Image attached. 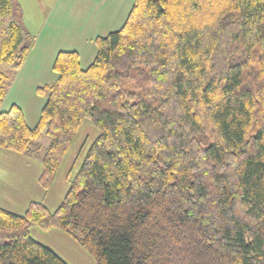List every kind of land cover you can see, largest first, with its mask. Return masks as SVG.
<instances>
[{
  "label": "trees",
  "instance_id": "1",
  "mask_svg": "<svg viewBox=\"0 0 264 264\" xmlns=\"http://www.w3.org/2000/svg\"><path fill=\"white\" fill-rule=\"evenodd\" d=\"M17 11L0 0L12 72L29 52ZM94 43L86 69L57 54L33 129L19 107L0 112V150L30 158L47 137L45 191L82 123L99 131L54 213L0 208V264H66L34 226L68 234L95 264H264V0H134ZM8 79L0 66V106Z\"/></svg>",
  "mask_w": 264,
  "mask_h": 264
},
{
  "label": "rangeland",
  "instance_id": "2",
  "mask_svg": "<svg viewBox=\"0 0 264 264\" xmlns=\"http://www.w3.org/2000/svg\"><path fill=\"white\" fill-rule=\"evenodd\" d=\"M133 2L134 0H11L13 10L16 7L18 9L12 20L26 34L24 42L29 45V52L16 72L0 62V66L7 69L9 77L4 86L5 96L0 112H7L12 106L19 107L27 126L33 129L46 102L45 96L40 95L38 90L52 85L57 78L52 70L57 53L76 51L81 67L87 68L96 53L95 39L119 31ZM2 28L4 26L0 24V46ZM98 136L99 131L85 120L47 191L38 183L42 171L39 157L48 146V139L44 134L34 143L30 158L21 155L19 162L12 161L7 157L10 152L0 150L1 209L24 215L31 203H38L54 213ZM31 237L66 264H95L87 252L62 231H43L34 226Z\"/></svg>",
  "mask_w": 264,
  "mask_h": 264
},
{
  "label": "crops",
  "instance_id": "3",
  "mask_svg": "<svg viewBox=\"0 0 264 264\" xmlns=\"http://www.w3.org/2000/svg\"><path fill=\"white\" fill-rule=\"evenodd\" d=\"M73 51V50H72ZM60 52H62V51H60ZM76 52V51H75ZM59 53V52H58ZM57 53V54H58ZM96 54V53H95ZM95 54H94V56L92 57V61H91V63L93 62V60H94V57H95ZM57 56V55H56ZM55 56V57H56ZM54 60V59H53ZM90 63V64H91ZM86 69V68H85ZM4 151H6V150H4ZM8 152H10V151H8ZM11 154H7L8 156L7 157H9V160H12V161H17V162H19V156H21V155H18V154H16V153H13V152H10ZM26 157V156H25ZM41 173V172H40ZM0 208H1V206H0ZM6 210V209H5ZM6 211H8V210H6ZM8 212H11V211H8ZM20 215H22V214H20Z\"/></svg>",
  "mask_w": 264,
  "mask_h": 264
}]
</instances>
